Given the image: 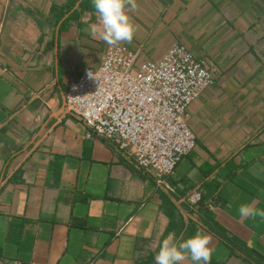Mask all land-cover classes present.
<instances>
[{
	"label": "crops",
	"instance_id": "obj_1",
	"mask_svg": "<svg viewBox=\"0 0 264 264\" xmlns=\"http://www.w3.org/2000/svg\"><path fill=\"white\" fill-rule=\"evenodd\" d=\"M136 3L113 45L139 61L184 45L215 70L188 109L196 146L161 182L65 109L110 46L92 0H0V264H154L197 230L210 264H264V216L237 211H264V0Z\"/></svg>",
	"mask_w": 264,
	"mask_h": 264
},
{
	"label": "built area",
	"instance_id": "obj_2",
	"mask_svg": "<svg viewBox=\"0 0 264 264\" xmlns=\"http://www.w3.org/2000/svg\"><path fill=\"white\" fill-rule=\"evenodd\" d=\"M110 45L98 67L85 68L65 93V109L93 135L105 140L159 182L171 175L196 146L188 109L214 83V67L184 45H173L158 60ZM202 199L191 191L192 206Z\"/></svg>",
	"mask_w": 264,
	"mask_h": 264
},
{
	"label": "clouds",
	"instance_id": "obj_3",
	"mask_svg": "<svg viewBox=\"0 0 264 264\" xmlns=\"http://www.w3.org/2000/svg\"><path fill=\"white\" fill-rule=\"evenodd\" d=\"M92 6L102 26L100 37L106 44L133 40L136 25L129 12L136 9V0H92ZM91 31L95 35L97 30L93 27ZM237 211L241 217L264 216V211L248 204H241ZM210 241L211 237L199 230L187 238L181 234L175 241L165 238L154 255V264H182L185 259L192 264H210L213 252Z\"/></svg>",
	"mask_w": 264,
	"mask_h": 264
}]
</instances>
